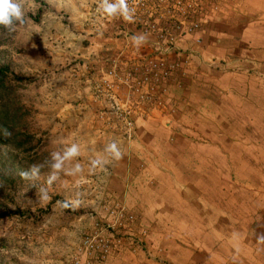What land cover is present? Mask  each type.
Returning <instances> with one entry per match:
<instances>
[{"label":"rangeland","instance_id":"rangeland-1","mask_svg":"<svg viewBox=\"0 0 264 264\" xmlns=\"http://www.w3.org/2000/svg\"><path fill=\"white\" fill-rule=\"evenodd\" d=\"M114 1L11 0L0 264H264V0Z\"/></svg>","mask_w":264,"mask_h":264},{"label":"clouds","instance_id":"clouds-1","mask_svg":"<svg viewBox=\"0 0 264 264\" xmlns=\"http://www.w3.org/2000/svg\"><path fill=\"white\" fill-rule=\"evenodd\" d=\"M118 2L120 10L123 12L126 18H130L128 16V8L125 3V0H118ZM115 11L116 9L111 5H108L104 9V12L109 15L114 14ZM13 17H15L16 19H20L21 13L19 10V6L15 3H12L11 0H0V24L5 25L6 27H10L13 22Z\"/></svg>","mask_w":264,"mask_h":264},{"label":"trees","instance_id":"trees-1","mask_svg":"<svg viewBox=\"0 0 264 264\" xmlns=\"http://www.w3.org/2000/svg\"><path fill=\"white\" fill-rule=\"evenodd\" d=\"M4 25L3 24H0V29L3 27ZM5 70L3 69H1L0 70V87H2V78L5 76ZM3 119H5V117H4V112H2L1 111V114H0V127L2 126V124H3ZM3 217H5V214H0V218H3Z\"/></svg>","mask_w":264,"mask_h":264},{"label":"built area","instance_id":"built-area-1","mask_svg":"<svg viewBox=\"0 0 264 264\" xmlns=\"http://www.w3.org/2000/svg\"><path fill=\"white\" fill-rule=\"evenodd\" d=\"M114 2H117V5L119 6V2L118 1H114ZM125 3H126L127 6L131 5V2H129V0H125Z\"/></svg>","mask_w":264,"mask_h":264}]
</instances>
